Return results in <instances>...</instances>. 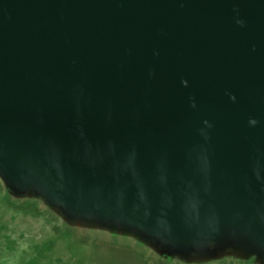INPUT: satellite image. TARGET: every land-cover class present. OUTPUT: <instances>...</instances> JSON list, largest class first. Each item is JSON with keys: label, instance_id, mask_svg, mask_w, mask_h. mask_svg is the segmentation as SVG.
I'll return each instance as SVG.
<instances>
[{"label": "water", "instance_id": "1", "mask_svg": "<svg viewBox=\"0 0 264 264\" xmlns=\"http://www.w3.org/2000/svg\"><path fill=\"white\" fill-rule=\"evenodd\" d=\"M0 181L69 237L264 264V0H0Z\"/></svg>", "mask_w": 264, "mask_h": 264}, {"label": "rangeland", "instance_id": "2", "mask_svg": "<svg viewBox=\"0 0 264 264\" xmlns=\"http://www.w3.org/2000/svg\"><path fill=\"white\" fill-rule=\"evenodd\" d=\"M29 206L5 201L0 181V264H157L124 240L69 237L68 228L59 229L56 219Z\"/></svg>", "mask_w": 264, "mask_h": 264}]
</instances>
